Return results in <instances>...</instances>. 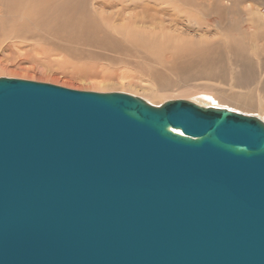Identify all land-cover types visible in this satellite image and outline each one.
<instances>
[{
  "label": "water",
  "instance_id": "1",
  "mask_svg": "<svg viewBox=\"0 0 264 264\" xmlns=\"http://www.w3.org/2000/svg\"><path fill=\"white\" fill-rule=\"evenodd\" d=\"M0 264H264V121L0 78Z\"/></svg>",
  "mask_w": 264,
  "mask_h": 264
},
{
  "label": "bare ground",
  "instance_id": "2",
  "mask_svg": "<svg viewBox=\"0 0 264 264\" xmlns=\"http://www.w3.org/2000/svg\"><path fill=\"white\" fill-rule=\"evenodd\" d=\"M252 2L264 7V0H59L55 3L0 0L7 8L5 12L2 9L0 29L15 36L57 34L59 40L43 39L71 55L77 53L65 45L66 40L77 41L100 53L166 52L168 49L196 53L199 55L187 61L200 78L203 73L209 74V77L206 75L209 81L203 80L209 87L203 86V96L196 94L197 88H188L186 84L172 87L176 85L172 81L171 85L169 79L163 88L158 79L153 83L155 91L143 94L151 105L158 106L154 101L159 94L179 88L178 93L182 90L189 101L199 105L264 113V13L258 8L248 10ZM245 11L249 15L248 23L233 34L235 27L229 24V17L237 20L245 16ZM186 70L179 74L183 75ZM212 72H220L221 79L242 88L245 96L258 98L257 106L247 104L246 100L213 94L211 88L218 83L210 82ZM181 75L177 76L178 84L184 82ZM261 120L264 121V115Z\"/></svg>",
  "mask_w": 264,
  "mask_h": 264
},
{
  "label": "rangeland",
  "instance_id": "3",
  "mask_svg": "<svg viewBox=\"0 0 264 264\" xmlns=\"http://www.w3.org/2000/svg\"><path fill=\"white\" fill-rule=\"evenodd\" d=\"M57 1L59 0H52V3ZM255 8L264 13V7L261 8L257 2L249 3L248 10ZM2 11H7L4 3H0V15L3 13ZM244 13L245 16L237 20L232 16L229 17V24L235 27V31L232 32L233 34L239 33L240 27L248 23L249 15L246 11ZM214 23L215 20L212 24ZM4 35H9V37L6 38ZM43 38L59 40L60 36L57 34L44 35L42 33L15 36L13 32L0 29V78L51 84L76 91L96 93L120 92L129 95L132 93L134 94L133 96L142 98L146 102L148 101L143 94L155 91L153 83L160 80L163 88L164 82L167 79L170 80V84L172 81V84L176 85L173 86L171 84L172 87L186 84L188 88L191 86V88H197L196 94L199 96H203V86L207 87L205 81L208 80L206 75L209 77V74L199 73L205 76H201L200 78L197 74L198 72H194L189 68L187 59L190 60L189 58L199 55L196 53H183L179 49H168L166 52L100 53L77 41L66 40L65 45L77 53V55H71L62 51L59 46L57 48L54 47L50 41ZM184 69H187L183 74L185 78L187 77L186 79L183 75L179 74ZM191 73L192 75H196V77H193L194 75L191 76ZM179 75H181L180 78L184 81L181 84H178L177 76ZM212 75L210 77L213 80L209 78L210 82L216 81L218 83V85L211 88L213 94H219L227 99L246 100L247 104L253 107L257 106L258 98L252 95L245 96V91L242 88L231 86L228 80L225 78L221 79L223 76H220V72H212ZM220 82L221 84H219ZM172 89L159 94L154 102L159 103L158 106H160L167 101H189L188 97L186 98L182 94V90H179L178 93L176 90L179 88H175L173 91ZM190 102L193 101L191 100ZM153 106H157V104ZM227 109L229 108L227 107ZM231 110L236 112L241 111L235 108ZM260 111L263 113L262 110ZM256 112L250 113L244 111L242 113L241 111L239 113L261 119L264 113L262 115L258 110Z\"/></svg>",
  "mask_w": 264,
  "mask_h": 264
}]
</instances>
